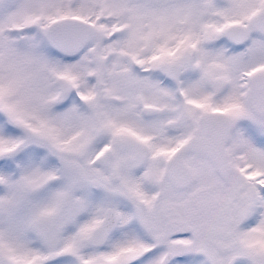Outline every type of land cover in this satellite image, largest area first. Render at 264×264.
<instances>
[{
  "label": "snow or ice",
  "instance_id": "obj_1",
  "mask_svg": "<svg viewBox=\"0 0 264 264\" xmlns=\"http://www.w3.org/2000/svg\"><path fill=\"white\" fill-rule=\"evenodd\" d=\"M0 264H264V0H0Z\"/></svg>",
  "mask_w": 264,
  "mask_h": 264
}]
</instances>
